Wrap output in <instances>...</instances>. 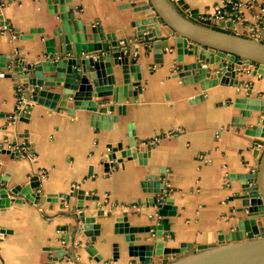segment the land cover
<instances>
[{
	"label": "crops",
	"instance_id": "0c3cea01",
	"mask_svg": "<svg viewBox=\"0 0 264 264\" xmlns=\"http://www.w3.org/2000/svg\"><path fill=\"white\" fill-rule=\"evenodd\" d=\"M46 1L0 0L1 57L26 65L45 59L43 42L52 37L51 30L59 24L58 14H50ZM131 1L67 3L73 20L88 28L99 26L106 36L114 34L121 46L126 42L127 76L131 67L140 76L135 99L113 104L110 97L91 98L97 104L125 107V116L116 114V109L106 112L111 119L105 130L91 126L90 113L73 108L69 98L66 103L56 100L55 104L56 108L66 106L72 113L25 100L30 110L22 116L21 81L11 65L0 71V190L7 193L5 205L0 207V264H129L124 237L113 233L114 218L121 216L135 228L160 225L164 248L188 245L189 253H193L198 246L218 244L219 236L228 234L243 217L241 201L236 198L241 182L238 176L255 169L262 141L245 135L244 128L249 126L246 118H242L244 128L231 126L232 118H240L231 99L264 91V77L240 70L234 78L240 86L218 84L205 91L203 100L190 104L201 91L198 86H183L178 72L180 66L194 64L196 58L183 55L178 62L175 39H167L161 25L146 27L158 32L159 38L137 39L131 24L139 16L124 7ZM169 1L186 18L194 11L201 20L222 0H180L181 6L176 4L178 0ZM183 5L188 9L183 10ZM52 6L58 7L56 3ZM233 21L249 37L262 38L264 0H254ZM31 29L37 33L21 39ZM87 36L91 41L90 32ZM54 40L57 50L58 41ZM164 40L167 47L155 49ZM110 68L113 86H117L122 82V65L111 60ZM10 75L12 78L5 77ZM46 90L60 93L56 88ZM129 123L134 125L137 142L152 145L145 165L123 160L104 172L107 147L118 142L126 146ZM161 170L170 177L162 184L174 214L159 218L156 208L149 205L154 195L143 192L141 184L146 171L156 176ZM33 177L38 187L29 199L18 192L10 193L16 186L28 185ZM77 190L91 199L79 203ZM81 213L98 226V236L83 235ZM135 237L153 243L148 234ZM114 244L116 262L112 261ZM87 245L95 249L100 260L87 254ZM152 260V264L164 263L162 257L153 256Z\"/></svg>",
	"mask_w": 264,
	"mask_h": 264
},
{
	"label": "water",
	"instance_id": "95a60500",
	"mask_svg": "<svg viewBox=\"0 0 264 264\" xmlns=\"http://www.w3.org/2000/svg\"><path fill=\"white\" fill-rule=\"evenodd\" d=\"M70 0H47L50 14H58V26L51 30L52 37L44 40L45 59L32 65L20 63L18 60H9L0 56V71L8 69L11 65L14 76L20 82V105L24 108L22 116L30 110L24 104L30 100L37 105L56 108V100L66 103L71 99L73 108L86 110L89 114L90 125L99 130H105L110 117L106 112L125 116V107L106 106L103 102L97 104L91 98L110 97L113 104H121L127 98H136L139 90L140 76L134 74L131 67V75L127 76L128 58L124 56L126 42L123 46L116 40L114 34L106 36L99 26H83L80 21L73 20V14L67 3ZM52 3L58 5L56 8ZM125 9H132L133 14L139 16L131 26L136 29V38L139 40H153L160 34L150 25L162 26L165 29L167 39H175V49L179 62L182 56H193L196 62L191 65L180 66L178 77L183 86H198L200 94L190 100V104L197 103L205 98V91L221 86H240L234 80L236 73L245 70L251 76L264 77V34L260 39L249 37L248 32L243 31L234 21L209 23L198 18L194 11L190 12V18H186L177 10L169 0H132ZM177 5H182L178 0ZM183 10L187 6L183 5ZM41 32V31H39ZM90 32L91 41H87ZM37 30L31 29L27 36L21 39H30ZM54 38L58 41V49H54ZM163 45H155V49L166 48ZM199 49V52L197 50ZM104 53L107 55L104 56ZM116 65H122V82L117 86L111 75L110 61ZM6 64L8 66H6ZM53 74V76H44ZM12 78V75L5 76ZM46 88L60 89V93L53 94ZM250 92L244 96H236L231 99V106L237 110L240 118H232L231 126L244 128L242 118H246L249 126L244 128L246 136L262 141L258 150L256 167L251 172L238 176L240 180V192L236 198L241 201L240 218L232 227V230L218 238V244L202 245L196 251L189 253L191 247L180 245L178 248H164L162 242L161 226L132 227L125 216L113 217V233L122 235L126 243L127 258L129 264H152L153 256L162 257L163 264H264V91L251 96ZM22 100V101H21ZM58 110H65L64 105L58 106ZM27 114H25L26 117ZM110 127V126H109ZM108 127V128H109ZM127 143L123 147L121 143L107 147L104 172H109L116 163L123 160H137L139 165H145L151 149L150 144L137 142L134 125L129 123L126 127ZM258 143V142H257ZM90 170V169H89ZM170 177L164 174L153 176L146 171L144 181L141 184L143 192L152 193L154 196L149 201L150 206L156 208L159 218L172 216L174 210L171 200L164 195L165 186L162 180ZM38 187L37 178L29 180V184L10 189L11 194H21L30 198V193ZM7 193L0 190V207L5 205ZM64 197V196H63ZM77 200H90L84 196V192L77 190ZM80 204H78V209ZM101 215V212H97ZM82 222V233L86 238L98 236L95 232L97 225H92L91 217L79 216ZM157 229V232H154ZM93 230V232H91ZM135 234H148L153 239L152 244H146L147 238H137ZM142 242L141 244H136ZM89 256L98 261L101 258L96 255L91 245L86 246ZM112 261L118 259L117 245L112 246Z\"/></svg>",
	"mask_w": 264,
	"mask_h": 264
},
{
	"label": "built area",
	"instance_id": "2783aa9c",
	"mask_svg": "<svg viewBox=\"0 0 264 264\" xmlns=\"http://www.w3.org/2000/svg\"><path fill=\"white\" fill-rule=\"evenodd\" d=\"M254 0H222L212 7L210 14L201 18L204 22L215 23L233 21L237 14H241L242 9L252 6Z\"/></svg>",
	"mask_w": 264,
	"mask_h": 264
}]
</instances>
